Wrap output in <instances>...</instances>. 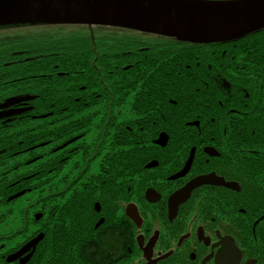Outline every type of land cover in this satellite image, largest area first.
<instances>
[{
	"label": "flooded vegetation",
	"instance_id": "af4514ba",
	"mask_svg": "<svg viewBox=\"0 0 264 264\" xmlns=\"http://www.w3.org/2000/svg\"><path fill=\"white\" fill-rule=\"evenodd\" d=\"M262 31L206 45L137 31L76 36V84L40 103L56 110L33 115L31 95L1 101L10 137L0 138V264H93L119 220L132 224V249L110 264H264ZM162 79L184 81L168 91ZM13 98L26 100L5 107ZM129 132L141 173L97 177L111 170L114 137Z\"/></svg>",
	"mask_w": 264,
	"mask_h": 264
},
{
	"label": "trees",
	"instance_id": "16d2710c",
	"mask_svg": "<svg viewBox=\"0 0 264 264\" xmlns=\"http://www.w3.org/2000/svg\"><path fill=\"white\" fill-rule=\"evenodd\" d=\"M124 32L133 31L87 25L21 24L0 27V102L9 97L31 95L34 104L33 115L42 116L47 112L56 110L57 106H43L40 103L43 96L46 99L48 96L51 101L56 100L59 92L67 93L71 86L76 84L75 77L78 75L74 73L73 69H70L75 66V49L73 46L76 44L75 37H89L93 34H121ZM256 35H258L255 41L256 50L264 52V31ZM81 37L79 38L80 41H86ZM92 41L88 40L85 43L91 44ZM174 41L180 44L177 40ZM96 43H100V41L97 40ZM86 50L90 51L91 47ZM183 81L175 79L165 81L162 79L161 84H166L165 88L169 91L173 87L170 85H175V83L176 89H180ZM43 92H47V96ZM160 95L162 100L165 91L161 90ZM43 121L39 118L32 119L33 130H28L23 136L34 134L38 130L37 127L42 126ZM22 122L21 119H16L13 125H25V122ZM164 125L161 123V128ZM180 125L183 124L176 123V126ZM0 130L2 132V134L0 133L1 141L6 140L3 138L10 137L9 128H0ZM52 136L51 133L50 137ZM116 137H114L111 170L105 171L101 167L97 177L135 180L141 173L137 154V138L130 132L121 137ZM42 141L44 138L41 135L33 137L34 143L39 144ZM112 219L114 220L113 217ZM122 221L119 220L113 224L116 231L106 236L101 242L97 241L96 249L92 250L95 253L91 257H87L90 262L93 264H110L111 258L118 251L124 252L132 249L129 246L132 242L129 238L132 236V224L129 221Z\"/></svg>",
	"mask_w": 264,
	"mask_h": 264
},
{
	"label": "water",
	"instance_id": "95a60500",
	"mask_svg": "<svg viewBox=\"0 0 264 264\" xmlns=\"http://www.w3.org/2000/svg\"><path fill=\"white\" fill-rule=\"evenodd\" d=\"M21 24L113 27L206 45L264 29V0H0V27ZM25 100L10 99L5 107ZM200 183L174 194L171 203L176 206ZM127 211L139 221L135 205Z\"/></svg>",
	"mask_w": 264,
	"mask_h": 264
}]
</instances>
